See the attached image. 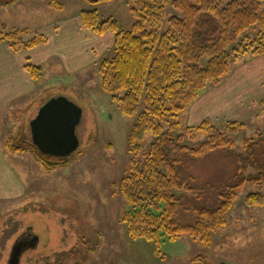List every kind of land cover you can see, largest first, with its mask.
Instances as JSON below:
<instances>
[{
    "label": "rangeland",
    "instance_id": "obj_1",
    "mask_svg": "<svg viewBox=\"0 0 264 264\" xmlns=\"http://www.w3.org/2000/svg\"><path fill=\"white\" fill-rule=\"evenodd\" d=\"M50 1L53 8L45 5L37 13H23L18 9L12 15L11 12L0 14V34L12 32L2 26L4 23L15 24L13 17L20 14L28 23L34 20L31 25L36 26V29L20 32L23 39L28 34L40 36V32L52 26L50 24L72 20L83 11H97L101 22L113 19L123 31L132 30L134 25L131 0L97 4L85 0ZM223 1L228 3L230 0ZM59 5L62 10L56 9ZM172 16L179 14L168 5L161 24H166ZM255 35L253 32V37ZM105 36H95L96 40L92 41L94 63L83 71L72 75L67 68L63 71L58 60L48 63L42 67L48 86L41 97L30 100L24 97L23 101L16 102L17 106L25 105L18 110L17 107L12 109L5 120V110H0V150L7 165L0 175V185L7 188L11 181L24 189L20 200L0 201V264L9 263L18 240L29 232L37 243L24 252L20 264H264V206L251 208L245 204L250 194L264 195V188L256 185H246L238 194L225 217L226 226L213 235L210 246L183 235L174 242L163 237L157 250L153 242L130 236L122 222L129 208L116 189L134 157L129 139L137 116H123L119 105L102 89L100 64L115 55L113 37ZM252 57L251 52L239 56L220 85L225 84L237 65ZM218 86L208 87L179 115L181 128L177 134H186L185 143L190 147L209 140L206 133L197 129L212 113L210 105L205 106L211 103L212 94L206 92ZM57 97L69 99L83 111L77 128L80 147L70 157V164L49 172L31 155L11 153L6 144L22 127L28 139L33 141L30 130L33 118L47 101ZM246 111L243 109L238 113L239 118L245 119L228 120L234 116L230 110L225 113L228 119L210 118L211 124L232 141L229 149L238 154H244L245 141L256 137L257 131L264 136V113L252 119L249 117L251 112ZM235 121L245 124V128L230 135L226 132L227 122ZM188 128L195 130L193 138L187 135ZM153 140L152 135L146 134L141 144L142 152L148 151ZM227 152L223 149L209 151V156L195 162L192 175L198 186L212 183V186H220L233 179L237 165L234 156ZM212 193L211 188L206 190L205 198L213 199ZM199 258L205 262L198 261Z\"/></svg>",
    "mask_w": 264,
    "mask_h": 264
},
{
    "label": "trees",
    "instance_id": "obj_2",
    "mask_svg": "<svg viewBox=\"0 0 264 264\" xmlns=\"http://www.w3.org/2000/svg\"><path fill=\"white\" fill-rule=\"evenodd\" d=\"M131 1L134 25L130 31H123L113 19L101 22L97 11L81 13L85 29L98 37L111 34L114 38L115 55L99 68L103 91L119 105L123 116H137L129 139L134 157L116 189L129 208L122 222L133 239L153 242L156 248L163 237L174 242L183 235L210 246L213 235L226 226L225 217L245 186L264 188V136L257 131L256 137L245 141L244 154H238L229 149L232 141L207 118L197 131L206 133L208 142L190 147L186 134H177L179 115L208 87L220 85L239 56L264 55V0ZM168 5L179 16L161 24ZM3 42L19 53L47 39L40 35L26 41L20 33L8 32L0 34ZM25 70L32 80L43 79L42 67L30 59ZM244 128L245 124L227 122L226 132L234 135ZM194 131L188 128L186 133L193 138ZM146 134L154 140L144 153L141 144ZM6 148L31 155L49 172L71 162L72 155L61 158L42 153L23 128ZM217 149L234 156L236 175L220 186L200 187L192 175L195 162ZM210 188L213 199L205 198ZM245 204L262 207L264 195L250 194Z\"/></svg>",
    "mask_w": 264,
    "mask_h": 264
},
{
    "label": "crops",
    "instance_id": "obj_3",
    "mask_svg": "<svg viewBox=\"0 0 264 264\" xmlns=\"http://www.w3.org/2000/svg\"><path fill=\"white\" fill-rule=\"evenodd\" d=\"M51 3L50 0H0V14L11 12L12 15L18 9L23 13H37L39 10H43L45 5L50 9L53 8ZM56 9L62 10L63 7L59 5ZM13 19L16 20L15 24L11 26L8 23L3 24L6 30L20 33L24 29H36L35 24L31 25L34 20L28 23L21 14L14 16ZM55 23L50 24L52 26L46 31L33 30L36 33L40 32L41 36L47 39L45 44L35 49L15 53L6 42L0 43V110H5L4 120L9 118L12 109L17 107L18 110L25 105L22 103L17 106L16 102L23 101L24 97H27L28 100L41 97L47 89L48 82H46L45 75L41 81L36 82L27 74L25 65L29 59L32 64L40 67L58 60L63 71L66 72L67 68L72 72V75L83 71V68L93 62L92 41L96 40L95 35L84 28L81 16ZM106 36L113 37L110 34ZM34 37L36 36L28 34L24 39L28 41ZM112 40L114 41V38ZM237 66L225 84L206 92L212 94L211 103L205 105L207 107L210 105L212 112L207 118H226L225 113L229 110L234 113L231 119L226 118L230 121L245 119L239 118L238 115L243 109L247 110L246 112H251L249 117H253L252 119L260 117L264 113V55L249 58ZM24 124H21L20 127ZM5 167L7 165L4 154L0 150V175L6 171ZM23 190L22 186L13 185L11 181L7 188L5 185H0V201L20 200L24 195Z\"/></svg>",
    "mask_w": 264,
    "mask_h": 264
},
{
    "label": "water",
    "instance_id": "obj_4",
    "mask_svg": "<svg viewBox=\"0 0 264 264\" xmlns=\"http://www.w3.org/2000/svg\"><path fill=\"white\" fill-rule=\"evenodd\" d=\"M83 118L82 109L65 97L52 98L39 110L31 122L32 143L47 155L66 158L74 154L80 147L77 128ZM30 247L20 249L15 245L10 264H20L24 252L36 245L32 234Z\"/></svg>",
    "mask_w": 264,
    "mask_h": 264
},
{
    "label": "flooded vegetation",
    "instance_id": "obj_5",
    "mask_svg": "<svg viewBox=\"0 0 264 264\" xmlns=\"http://www.w3.org/2000/svg\"><path fill=\"white\" fill-rule=\"evenodd\" d=\"M27 235V233H26ZM24 236V238H20L16 244V246H18L20 249H22V251L28 247H30V243H31V240L28 238V236ZM10 260H11V256L9 258V263L10 264Z\"/></svg>",
    "mask_w": 264,
    "mask_h": 264
}]
</instances>
